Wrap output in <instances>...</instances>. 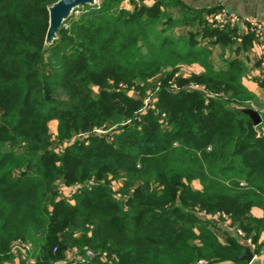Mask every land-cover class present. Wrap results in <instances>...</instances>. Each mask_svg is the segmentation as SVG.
<instances>
[{
	"label": "trees",
	"instance_id": "trees-1",
	"mask_svg": "<svg viewBox=\"0 0 264 264\" xmlns=\"http://www.w3.org/2000/svg\"><path fill=\"white\" fill-rule=\"evenodd\" d=\"M146 1L81 7L46 48L55 0H0V264H30L17 243L36 264H248L218 213L262 253L264 103L243 83L257 38L214 25L221 8Z\"/></svg>",
	"mask_w": 264,
	"mask_h": 264
},
{
	"label": "crops",
	"instance_id": "crops-1",
	"mask_svg": "<svg viewBox=\"0 0 264 264\" xmlns=\"http://www.w3.org/2000/svg\"><path fill=\"white\" fill-rule=\"evenodd\" d=\"M154 0H147L144 4L150 5ZM191 9L194 10H207L214 8H221L222 12L230 15L236 16L241 19H252L259 23L264 24V0H183ZM129 4V5H128ZM126 8H130L131 3L126 1L124 3ZM242 33L246 32L244 24L239 25ZM181 30V29H180ZM180 34L186 32L182 29ZM257 40V39H256ZM220 49V50H219ZM219 50L221 57L227 58L229 56V51H223L222 48L217 46L213 49V63L215 54ZM249 61L247 62L249 73L248 77L243 80L244 85L257 97V100L264 103V90L260 88L257 81L261 80L264 73V37L263 40H257L254 42L253 48H251L247 54ZM220 57V58H221ZM233 56L232 58H234ZM260 63V64H259ZM222 64V59L218 63H214L216 67ZM189 72L200 73V68L191 67L187 69ZM260 244L264 246V234L261 236ZM264 261V255H262Z\"/></svg>",
	"mask_w": 264,
	"mask_h": 264
},
{
	"label": "built area",
	"instance_id": "built-area-1",
	"mask_svg": "<svg viewBox=\"0 0 264 264\" xmlns=\"http://www.w3.org/2000/svg\"><path fill=\"white\" fill-rule=\"evenodd\" d=\"M212 22L214 23V25L219 26L221 28L227 25L230 27H235V26H239L240 24H244V25L247 24L250 26L251 31L255 34L258 41L263 40V37H264V24L259 23L252 19H241L236 16H230L224 12H221L212 19ZM263 64H264V61L262 65ZM208 220L214 222L215 224L220 225L223 228H226L227 230L231 232H235L238 235V237L242 241V244L245 247H248L253 253V256H254L253 260L251 263H248V264H264V261L262 258V255H264V249L262 250V253L258 255L256 252L257 246L254 244L252 238L246 239V235L243 231H241L240 229L235 230L233 226H231L232 224H231L230 218L227 215L223 213H218L216 215H210L208 216ZM29 250H30L29 245H22L19 243L15 244L14 252L19 253L21 257L27 262L31 261L28 259ZM198 264H207V263L205 261H200Z\"/></svg>",
	"mask_w": 264,
	"mask_h": 264
},
{
	"label": "water",
	"instance_id": "water-1",
	"mask_svg": "<svg viewBox=\"0 0 264 264\" xmlns=\"http://www.w3.org/2000/svg\"><path fill=\"white\" fill-rule=\"evenodd\" d=\"M99 5V0H55L53 4L48 6L49 27L45 38V47L53 45L58 39V32L75 13L76 10L84 6L95 7ZM253 121L254 126H259L262 123V118L259 113L253 108L241 109ZM253 253L248 247H245L244 254L240 258L241 262L251 263Z\"/></svg>",
	"mask_w": 264,
	"mask_h": 264
},
{
	"label": "rangeland",
	"instance_id": "rangeland-1",
	"mask_svg": "<svg viewBox=\"0 0 264 264\" xmlns=\"http://www.w3.org/2000/svg\"><path fill=\"white\" fill-rule=\"evenodd\" d=\"M100 1L101 0H99V3H100ZM129 5V4H128ZM130 8H132V6H130ZM129 8V9H130ZM81 13V8L80 9H78V10H76L75 11V13H74V15H79ZM182 30V29H181ZM180 29H176V34H180L182 31H181ZM205 46L206 47H208L209 49H210V46L209 45H207V44H205ZM216 48V47H215ZM214 49V48H213ZM220 50V49H219ZM219 50H217V52H216V54H215V57H214V63H218V61H220L221 59H222V57H221V54L219 53ZM221 57V58H220ZM190 74L191 72H189L188 70H186V69H184L182 72H181V74L182 75H184V76H186L187 74ZM256 110V109H255ZM106 128H107V126H106ZM107 132H109V130H104V131H100V132H98V134L100 135V136H105V135H107ZM81 136V134L80 135H76L75 137L76 138H79ZM193 187H197V185L196 184H193ZM113 190L114 191H119V188L117 187V186H115L114 188H113ZM73 191L70 193V195H69V192L68 193H65V192H61L60 193V195H61V197L62 198H64V197H68V198H70V196L71 195H73ZM234 228V227H233ZM226 231H229V230H227L226 228H224ZM242 231V230H241ZM231 232V231H230ZM231 233H234V232H231ZM27 245H29V247H30V250L28 251V252H31V253H33V245L31 244V243H27ZM14 249H15V245H14V247H13V251H14ZM55 252V251H54ZM15 254V256H19V253H17V252H14ZM31 253H30V256H31ZM56 253V252H55ZM90 257H93V254L92 253H87ZM29 255H28V259L29 260H31V261H29L28 263H30V264H36L35 263V260L33 259V258H31ZM67 261H69V262H72V261H83V258H82V256L78 253V251L76 250V249H74L73 251H71V250H69L67 253H66V261H64V262H59V263H57V264H65ZM32 262V263H31Z\"/></svg>",
	"mask_w": 264,
	"mask_h": 264
}]
</instances>
